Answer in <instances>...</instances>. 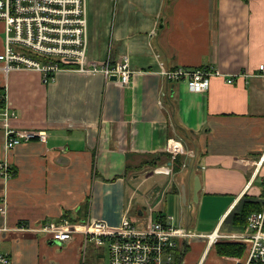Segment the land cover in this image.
Here are the masks:
<instances>
[{"label":"crops","instance_id":"1","mask_svg":"<svg viewBox=\"0 0 264 264\" xmlns=\"http://www.w3.org/2000/svg\"><path fill=\"white\" fill-rule=\"evenodd\" d=\"M87 9L84 65L127 56L131 81L80 68L45 81L34 69L0 68V92L17 112L12 127L47 134L5 150L0 121V162L10 166L9 175L0 168V250L10 264L96 260L101 252L81 234L61 243L19 229L63 217L113 227L124 217L153 218L241 234L247 223L236 215L246 201L264 198V0H87ZM176 66L221 73L196 91L161 73ZM174 154L184 157L179 170ZM212 250L217 264L245 253L220 254L194 236L182 264H202Z\"/></svg>","mask_w":264,"mask_h":264},{"label":"built area","instance_id":"2","mask_svg":"<svg viewBox=\"0 0 264 264\" xmlns=\"http://www.w3.org/2000/svg\"><path fill=\"white\" fill-rule=\"evenodd\" d=\"M0 21L4 38L0 68L5 72L34 69L43 74L45 81H51L61 70L80 68L101 71L106 76L115 73L120 84L131 81L133 70L127 56L115 63L84 65L88 44L87 0H0ZM61 61L78 65L65 67ZM259 70L264 73V63L260 64ZM161 73L170 80L185 81L193 90L205 91L211 76L221 72L211 67L176 66L162 68ZM234 79L235 76L230 75L227 81ZM0 100L4 101L0 107V121L5 126V150L34 138L46 140L45 131L14 129L11 120L17 117V112L9 106L6 91L0 92ZM0 168L9 175L10 166L6 160L0 162ZM19 229L49 236L61 243L81 234L85 246L92 242L108 249L109 264H182L183 252L194 236L206 237L211 245L220 238L231 237L245 244V253L235 264H264V206L248 216L241 234L231 235L219 230L197 232L173 221L153 218L138 224L128 217H124L117 227L110 226L103 219L63 217ZM177 256L181 258L179 262ZM10 262V257L0 250V264Z\"/></svg>","mask_w":264,"mask_h":264},{"label":"trees","instance_id":"3","mask_svg":"<svg viewBox=\"0 0 264 264\" xmlns=\"http://www.w3.org/2000/svg\"><path fill=\"white\" fill-rule=\"evenodd\" d=\"M61 65L65 67H77L78 64L72 61H65V62L61 61ZM2 105H4V101L0 100V107ZM176 128L179 129L181 133H184V129L182 126L177 125ZM183 162H184V157L180 154H177L174 158V164H173L174 170H179ZM263 206H264V198L256 201H251V200L246 201L244 203L241 213L236 215V219H235L236 223H242V224L247 223L248 216L254 211L262 210ZM215 246L220 254H227V255L241 256L245 250V244L240 242L218 241L215 243ZM177 260L180 261V258H178Z\"/></svg>","mask_w":264,"mask_h":264},{"label":"rangeland","instance_id":"4","mask_svg":"<svg viewBox=\"0 0 264 264\" xmlns=\"http://www.w3.org/2000/svg\"><path fill=\"white\" fill-rule=\"evenodd\" d=\"M90 246L93 249L95 248L99 250L97 251L94 249L95 252H101V254L95 258L96 260H92V255L89 254L88 258H86L87 259L86 264H109V255L107 253L108 251H106L103 248L96 247V245H93L92 243H90L89 247ZM213 254H214V251L212 250L211 254L208 256V259L204 258V260L202 261V264H217V263H214L213 261Z\"/></svg>","mask_w":264,"mask_h":264},{"label":"water","instance_id":"5","mask_svg":"<svg viewBox=\"0 0 264 264\" xmlns=\"http://www.w3.org/2000/svg\"><path fill=\"white\" fill-rule=\"evenodd\" d=\"M110 78L113 79V80H116V79H118V75L113 73V74L110 75ZM199 187H200V179H199V176H198V177H196V185H195L196 192L199 189Z\"/></svg>","mask_w":264,"mask_h":264}]
</instances>
